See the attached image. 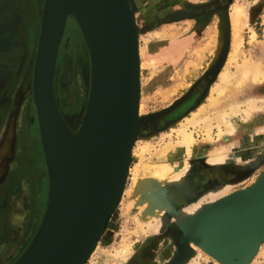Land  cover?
Returning <instances> with one entry per match:
<instances>
[{
    "label": "water",
    "instance_id": "95a60500",
    "mask_svg": "<svg viewBox=\"0 0 264 264\" xmlns=\"http://www.w3.org/2000/svg\"><path fill=\"white\" fill-rule=\"evenodd\" d=\"M133 17L131 0H43L32 100L47 173V195L33 236L11 264H84L89 257L86 252L102 235L119 202L118 192H122L136 138L132 26L137 28ZM68 19L76 22L90 55L87 97L76 131L64 119L54 90L58 47ZM223 56L207 73L211 75L208 84L216 77ZM184 99L176 100L174 107ZM172 108L143 118L161 116ZM261 190L264 181L209 207L228 205L237 198L255 199ZM196 230L194 226V239L220 258L242 255L246 259L258 238L264 237L262 229L250 244L235 252L229 249L230 241L205 240Z\"/></svg>",
    "mask_w": 264,
    "mask_h": 264
},
{
    "label": "bare ground",
    "instance_id": "6f19581e",
    "mask_svg": "<svg viewBox=\"0 0 264 264\" xmlns=\"http://www.w3.org/2000/svg\"><path fill=\"white\" fill-rule=\"evenodd\" d=\"M163 1L165 2L159 5L160 7H158V14L156 13V15L160 17L163 16L161 18H163L165 21L173 22L181 16H185L189 12H194V8H188L185 6V4L182 6L181 4H179L180 1L178 2V0ZM261 1L263 0H248V3L245 5L243 0H234L232 3L216 9L217 20L215 21L213 28L210 29V32L208 34V39L210 41L204 42V46L206 48L211 47L213 45L214 39H216L215 37L217 36L219 40H217L218 47L221 46V38L225 37L226 35V22H229V20L232 19L236 23H242L246 26L248 25V29L250 30L249 41H253L255 39L256 33L251 27H249V22L254 15V13L252 12V8H255L256 5L261 3ZM8 4L10 5V9H13V7L16 5V3L13 1H8ZM155 8L157 9V7ZM147 9L151 10V7ZM210 15L212 14L207 13L201 15V17L199 16L200 18L198 17V23L203 20L206 21L207 19H209ZM133 19L135 20L134 24L136 25L137 20L135 14ZM133 26L132 34L134 39L133 47L135 54V95L133 115H135L136 118L134 130V135L136 136V138L133 143H135L138 135H141L140 133L142 130V124L144 122V118L141 117L142 103L139 95L141 88L142 76L140 75V73L142 72V66L148 67L151 75H154V73H158L159 71H161L159 69L163 66V63H169L170 67L167 68L165 66L166 68L163 69L162 78H166L168 74L170 75V73L172 72L171 70L181 60V58H184L187 53L188 57L190 55L192 56V38L194 37H191V39L189 38V36L175 38L177 36H174L173 34L171 38L175 39H164L162 43L156 47V50H152V53H148L151 52L147 49L151 45L150 41L145 40V43L141 45V36L139 35L138 30L136 31ZM15 29V33L21 34L20 29ZM10 33H8L6 36H1L0 34V40H6L5 42L7 43L14 40V38H16V35H11ZM34 43V53L32 55L30 64L28 68L23 72V76L20 81H18L17 87L15 88V93L13 94V100L17 99L18 102L20 101V94H22V92L26 88L28 91L30 85L32 87V73L36 56V48L38 47L37 40ZM242 46L243 38L241 36V33L238 32L236 35V40L231 43V50H229L227 53V58L224 60V66L216 74V81L208 87L197 105L192 110H190L187 115H184V109L187 107L190 101L192 103V100H194V93H191L192 86L188 88L191 89L189 91L184 89L182 90V92H185L186 94L182 93L181 97L186 98L187 94L189 95V97L183 100L180 105L174 107L173 104L176 100L173 101L172 105L170 103V108H173L170 109V114L164 113L162 115L163 119H171L178 115L183 116L182 119L177 120V127L171 126L172 124L169 127L171 128L170 130L174 133V138H171V134L167 133L168 139H165L162 135V142L158 147H154L146 141L139 146L136 145L137 147L132 146L130 159L132 160V158H137L139 159L141 164L134 170L130 171V183H128L129 185H127V188H129L126 189L128 190L127 192H129V194L131 193L133 196L130 200V203H127L128 206L124 208L129 210L131 209V207H134L137 210L138 213L133 214L132 216L135 225L132 230H129L126 226L127 222H125L121 232H128V234L125 233V235L123 233L124 235L123 237H121L119 243H115L116 245L112 244L111 248L106 252L105 259L97 264H127L129 256H131V247L135 243L137 244L140 236L145 235L146 232L150 230L158 231L162 224L163 216L168 210L169 204L180 206L182 214L191 215L194 213V210L198 206H200L201 203H203L202 200L209 198L208 200H206V202L209 201V203H214L218 199L223 200L224 196L226 197L227 194H230L227 192V190H230L233 183H226L225 185H222L217 189H209L205 191V193H203V195L200 196L196 202L192 200L187 204L186 202L181 203L183 202L182 199L185 198L187 191H193L192 194L194 193V180L196 178V172L199 171L198 167L202 168L203 165L219 167L220 164L225 160L228 153L230 154V156L234 157L237 160L244 157L243 151H241L240 153L236 150L234 151V146L232 144L225 145L217 143L222 139L224 140L229 134L232 135L238 131L241 134H246V132L249 131L248 129L251 125L256 123L259 124L264 120L263 116L260 117L255 115V112L264 109V97L257 96L256 94L254 95L255 86H257L264 80V45L260 48L261 51L257 52V54L249 53L248 55L246 54L244 56L241 52ZM85 47L88 53L89 63L90 55L86 43ZM218 47H216L215 50V54L217 55H214L215 57L212 58L209 68L212 67L213 62L216 60L217 56L221 55V51H218ZM240 52L242 56L240 55ZM198 54V52H195V55ZM231 60L233 62L235 61L233 63L234 67L232 69L230 67H226L227 61L229 62ZM194 64V58L185 61V67L183 66L184 68L182 70L183 76L185 75V77H192L194 75ZM3 65L5 66V64ZM3 65H1V67ZM1 67L0 79L5 74L7 76L11 74L9 70H2ZM2 85L3 81L2 83L0 82V87H2ZM180 85L181 84H179L178 86ZM178 86L173 85L171 89H177ZM244 90L245 96L244 98H241L240 92ZM9 93L10 89L7 92V97ZM21 97L20 99L23 100V97ZM17 101L15 102L16 105ZM10 110L11 113L9 114L10 116L6 121L4 129L6 136H4L5 138L0 142V168L6 162L2 161V159L4 158V156H8L7 154L11 152L12 148L16 116L15 112L18 109L16 110V107L14 106V108H11ZM236 119L238 121H241L240 124H237L235 122ZM77 128L78 125L74 129V131H76ZM253 135L255 139L256 133H254ZM237 144H240V142H237ZM133 165H135V163ZM207 175L208 177H213L210 171ZM186 184L191 187H188ZM184 185H186L188 189L184 188ZM126 189L123 188L122 192H118L119 201L121 200ZM259 193L260 194L258 195L260 196L257 198V200L250 204L248 202L253 200L251 198L247 197V199L242 200L237 198L231 201L230 204L224 205V207L222 208H220V206L214 207L212 209H210V207L206 208V213H203L201 216L197 217L195 221L194 217H192V221L188 226V230L190 228L188 241L189 246L195 249L197 254L194 256L193 253L181 264H196L198 257L202 255H204L207 261V259L210 260L209 255H212L214 253L205 245L196 241V238L194 239V225L195 227H197L196 231L199 230L203 234V238L205 240H213L218 242L220 241L218 240V237L223 234L225 239L221 242L222 244H226L230 240V238H232L233 244L231 246L229 245V249L232 251L240 252L248 244H250L256 234L260 233L262 229H264V191L261 190ZM176 202H180V204H175ZM247 203L248 205L246 206ZM245 207L247 214H243L241 216L240 210H244ZM209 212L210 215L207 218ZM203 225L205 227H203ZM205 230H207V233L205 232ZM130 232H132V234H130ZM99 240L100 238H97V240L94 239L91 247L88 249L86 254L89 253V256L97 254H95V251L97 249V246L99 245ZM214 262L217 263L219 261ZM164 263L165 261L163 260V264ZM80 264H82V261Z\"/></svg>",
    "mask_w": 264,
    "mask_h": 264
},
{
    "label": "rangeland",
    "instance_id": "374dc122",
    "mask_svg": "<svg viewBox=\"0 0 264 264\" xmlns=\"http://www.w3.org/2000/svg\"><path fill=\"white\" fill-rule=\"evenodd\" d=\"M0 1H3L0 2V34L1 36L3 35L6 36L8 33L11 32L10 33L11 35L14 34L16 35L15 39L19 43L20 39L17 38L20 37L21 34L15 33L16 32L15 28L18 27V23L21 26V28L23 27L22 14L24 9L22 8V0H0ZM8 1L9 2L13 1L16 3L13 9H10V5L8 4ZM233 1L234 0H194V1L178 0L179 4H181L182 6L185 4V6L188 8L189 7L194 8V12H189L185 16H181L180 18L172 22V21H165L163 18H161L163 16L160 17L156 15V13L158 12V7H160L159 5L161 3H164L165 1L131 0L132 9L134 11L137 20L136 28L139 32V35L141 36L140 44L141 45L144 44L145 40L150 41V44L152 46L150 45L147 49L151 51L148 53H152V50L153 51L156 50V47L159 44H161L164 39L170 40L179 37L181 38L184 36H189V38L191 39V37H194L193 35L194 31L203 26L204 27L208 26L207 32L209 34L210 29L213 28L214 23L217 20L216 9L228 5ZM243 1L245 5L248 3V0H243ZM42 3L43 0H38V10H37L38 25L36 27L37 29L34 34V42H36L39 32ZM149 7H151V10L147 9ZM155 7H157V9ZM252 12L254 13V15L249 22V27H251L255 31L256 33L255 39L251 42L249 41L250 30L248 29V25L246 26L242 23H236L233 19L229 20V22H226L225 25L226 35L225 37L221 38V46L218 47V43H217L219 41L218 36L215 37L216 39H214L212 45L213 48L209 49L210 54L209 55L206 54L208 56L205 59H207L208 62L206 64L201 63L197 65H195L196 64L195 63L194 66H196L197 69L196 71H194V75L192 77L190 76L185 77V75L183 76L182 70L185 67V61L193 59L195 52H197L196 50H194V38H192L193 40L192 41L193 46L191 52L192 56L190 55L188 57L187 56L188 53H187L184 56V58H181V60L171 70L172 72L170 73V75L168 74L166 78L164 79L162 78L163 69L166 67L167 68L170 67L169 63L166 62L163 63L162 64L163 66L159 69L161 71H159L158 73H154V75H151L148 67L142 66V72L140 73V75L142 76L141 88L139 94L142 103L141 117H144L145 115L148 116L151 114H155L157 112H160L164 108H168L170 106V103L172 105L173 101L180 99L182 93L186 94L185 92H182L183 89L189 91L190 89L188 88L192 86L191 93L192 92L194 93V100H192V103L190 101L187 107L184 109V115H187L189 111L192 110L197 105L205 89H207L210 85H212L217 79V77H215L208 84L209 78L211 79V75L207 73L209 72V70L214 68V65L221 58V55L217 56L216 60L213 62L212 65L213 68L212 67H210L211 69L209 68L212 58L215 57L214 55H217L215 54L216 47L219 48L218 51L219 52L221 51V54L222 53L224 54L223 62H220L217 65L219 68L215 66L216 68H218L219 71L224 66L225 63L224 60L227 58V53L229 50H231V43H233L236 40V35L238 32L241 33V36L243 38V46L241 48L242 50L241 52L243 53V56L246 54L248 55L249 53L257 54V52L261 51L260 48L264 45V0L261 1V3H259L258 5H256L255 8H252ZM207 13L212 14L210 15L209 19H207L206 21L203 20L198 23V17L199 16L201 17V15ZM207 32H205V34ZM173 34L174 36L177 37L171 38ZM21 37L23 39L24 37L23 32ZM206 37L207 38L205 41L206 42L210 41L208 39V35ZM5 51H8L6 50V47L0 50V53ZM241 52L240 55L242 56ZM30 61L31 59H29V63L25 67L24 71L28 68ZM234 62L232 60L229 62L227 61L226 67H230L232 69L234 67L233 64ZM3 64H5V66ZM3 64L1 69L2 70L7 69L12 73L11 69L13 67V62L3 63ZM88 65H89L88 53L85 47V42L83 41L82 38L81 31L79 30L77 24L73 19H68L65 25V29L60 45L58 47L55 75H54V90H55V95L59 109L64 119L66 120L67 124L73 130L77 127L78 122L84 110V105L88 91V73H89ZM5 78H6V74L5 77L4 76L1 77L0 82L2 83L3 81L4 83ZM16 84H18L17 81L13 84V89H15ZM179 84L181 85L178 86ZM173 85L178 86L177 89L176 88L171 89ZM258 85L255 86L254 95L256 94L257 96L264 97V80ZM11 86L12 83H10V85L7 88L9 89V87ZM244 93L245 90L240 92L241 98L242 97L244 98L245 96ZM31 94L32 91L30 89L29 96ZM13 96L14 95L12 94V97ZM12 97L10 96V101L6 100V102L10 103L11 101H13V103H15V100L13 99L11 100ZM187 97H189L188 94L186 98ZM0 101L1 102L4 101L3 97H0ZM170 111L171 110H169L165 114H170ZM255 115L260 117L263 116L264 118V109L258 110L257 112H255ZM161 116L152 117L150 119H144V122L142 124V130L140 133L141 135H138L136 142L133 143V146L136 145L139 146L146 141L150 145L154 147H158L159 144L162 142V135L165 139H168L167 133H170L171 138H174V133L170 130L171 128L169 127L171 124H172L171 126L177 127L178 126L177 120L182 119L183 116L178 115L171 119H163V116L162 118ZM16 118L17 116H15L14 133H13V135L15 136L14 139L15 149L17 146V141H20L21 143L27 144L26 150L30 152L28 154H31L33 149L32 146L30 145L32 138L29 137V128H28L29 125L27 122L26 124L22 122L20 124H17ZM235 122L237 124H240L241 121H238L236 119ZM263 127H264V120L259 124L256 123L251 125L248 129L249 131L246 132V134L245 133L241 134L238 131L232 135L229 134L224 140L223 139L220 140V142H218L217 144L219 143L225 145L232 144L234 146L233 150L234 151L236 150L239 153L243 151L244 157L242 159L237 160L234 157L230 156V154L228 153L226 155L225 160L220 164L219 167H212L206 165L208 167L207 168L205 165H203V167L201 168L197 166L199 168V171L196 172L197 174L194 180V193L192 194L193 191L191 192L187 191V194L185 195V198L182 199L183 202L181 203L186 202L187 204L192 200L196 202L198 198L202 196L203 193H205V191L209 189H217L220 186L225 185L226 183H231V184L233 183L230 190H227V192L230 194L229 195L227 194L226 197H229L230 195L232 196L236 193H244L255 187L260 182L264 181V128ZM34 130L36 131L35 137H39L36 123L34 126ZM254 133H256L255 139L253 137ZM237 142L238 143L240 142V144H237ZM36 143H37L36 154L39 153V156L43 157L41 144L39 143L38 140ZM20 148H21L20 149L21 152L23 146ZM134 163L135 165H133ZM39 164L43 168L44 166L43 160L41 161L39 160ZM140 164L141 162L137 158H132V160H130L128 166V173L123 186L124 189H126L127 185H129L128 183H130L129 180L130 171L134 170ZM205 170H207L208 172L210 171L213 177L212 178L208 177L207 175L208 172ZM45 175H46V179L45 177L43 178L44 194L46 193L45 191L47 188L46 168H45ZM186 185L188 186V184ZM186 185H184L183 187L187 189L188 187H191V186L187 187ZM127 189L124 191L125 193L123 194L121 200L118 202L113 213L109 216L106 222L105 229L102 235L100 236V240L98 242L99 245L97 246V249L95 251V254L96 253L97 254L93 256L90 255L86 259L85 264H97L105 259L106 252L111 248V245L115 243L117 244V242L119 243L121 237H123L125 233L128 234V232H121L125 222H127L126 226L128 227L129 230L133 229L135 223L133 221L132 216L133 214H136L138 212L134 207H131V209L129 210L125 209L130 203V200L132 199L133 196L131 193L129 194V192H127L128 191ZM259 196L260 195H258L255 199L249 201L248 203L250 204L252 202H255ZM226 197L224 196V198ZM208 199L209 198L202 200L203 203L204 201L205 203L204 204L201 203L200 206H198L194 210V213L191 215L182 214L180 206L169 204L168 210L165 212L163 216L162 224L159 228L160 230L159 229L158 231L150 230L146 232L145 235L140 236L137 244L135 243L131 247V252H130L131 256H129L127 264H163V260L165 261L164 264H181L186 258L191 256L193 253L195 256L197 254L196 250L191 248V246H189L188 239L190 235V228L188 230V226L192 221V217H194L195 219L196 216H198V214L203 209L212 206V204L220 201L218 199L214 203L212 202L209 203V201L206 202V200ZM248 203L246 204V206L248 205ZM175 204H180V202H176ZM219 206L220 208L224 207V205L223 206L218 205L215 207H219ZM243 214H247L246 207L244 208V210L242 211L240 210V215L242 216ZM209 215L210 212L208 213L207 218L209 217ZM40 218L41 215L39 217L37 224L31 230V234H32L31 237L33 236L39 224ZM203 227L205 226L203 225ZM205 232L207 233V230H205ZM130 234H132V232H130ZM224 239L225 238L223 234L218 237V240H220V242L223 241ZM229 241L231 246L233 244V239L230 238ZM27 243L23 244V246L18 250V254L15 256V258H13V260L10 263H12L19 256V254L25 248ZM213 255L215 256V258ZM209 256H210V260L207 259V261L204 255L199 256L196 264H217V263L218 264H264V238L263 240L261 238H258L256 242V246L250 250V253L248 255L247 254L245 255L246 259H243L242 255L232 256V257L223 256L224 258L223 257L220 258L215 253H213L212 255ZM214 261H219V262L216 263Z\"/></svg>",
    "mask_w": 264,
    "mask_h": 264
},
{
    "label": "crops",
    "instance_id": "0c3cea01",
    "mask_svg": "<svg viewBox=\"0 0 264 264\" xmlns=\"http://www.w3.org/2000/svg\"><path fill=\"white\" fill-rule=\"evenodd\" d=\"M207 31H208V26L200 27L194 31V50H196L199 53V55L194 54V63H196L195 65L201 64V63L206 64L208 61L205 58L210 54L209 49L213 48V46L209 48H206L204 46L205 45L204 42H206L205 40L207 38L206 36L208 35ZM205 32L207 33L205 34ZM205 51H208V52H205ZM196 69L197 68L195 66L194 70L196 71ZM30 87L31 85L29 86V88ZM9 89H11V87H9ZM9 89L7 88L5 91V94L3 95V98H4L3 100L5 101L6 100L10 101V93L8 94V97L6 96ZM30 89L32 90V87ZM26 95H27V88L22 92V94H20L19 100L21 101L20 99L21 96L23 97V99L27 98ZM28 101L29 102L26 104V106L22 110V113L20 114H21L22 123H26V121L30 119L28 123L29 125L28 128H29V137L32 138L30 145L32 146L33 151L31 152V154H28L30 152L26 150L27 144L21 143L20 141H17V146L15 149V146H14L15 136L13 135L11 152L7 154L8 156H4L2 161L4 162L6 161V162L0 168V186H2L3 184H6L8 179H10L11 171L13 169L12 163L14 162V158L17 157L18 164H17V167H15L14 169L18 170L17 173L21 177L20 184L18 187V190L20 193L18 194V196H13L12 201H10V203H12V206L11 208H9V210H7L8 215L4 219L5 221L4 226H5L6 231H5V234L0 235V249H1L0 250V260L2 257H4V259L9 260L8 261L9 264H11L10 262L13 260V258H15L18 252H16V254H13L11 251L9 253L6 249L5 251H2V247L7 246L8 248L9 247L8 245L12 247L14 242H16L17 240L18 234L20 236L22 235L21 231L24 229L25 223L29 221V219L32 222V219H31L32 217H34V224L35 225L37 224L40 215H42L43 213L45 199H46L45 195H47V188H46L45 194H44V188H43V178L45 177L46 179L45 163H44L43 168L39 164V160L40 161L43 160L44 162V159L42 156L41 157L39 156V153L36 154V151H37L36 142L37 140L39 141L38 139L39 137H35L36 131L34 130V126H35V123L37 125V122H36V117H35L36 113H35V108L33 105L32 94L30 95V99ZM0 103L2 102L0 101ZM22 103L23 102H21L20 104ZM3 110L4 109L0 108V115L2 116L3 114L4 117H6L7 113H4ZM18 110L16 113L17 114L16 120L18 119ZM25 116L27 117L26 118L27 120L24 118ZM4 136H6V133L3 129L1 136H0V142L5 138ZM22 146L23 148L20 152V149H21L20 147ZM18 202H20V204H17Z\"/></svg>",
    "mask_w": 264,
    "mask_h": 264
},
{
    "label": "flooded vegetation",
    "instance_id": "af4514ba",
    "mask_svg": "<svg viewBox=\"0 0 264 264\" xmlns=\"http://www.w3.org/2000/svg\"><path fill=\"white\" fill-rule=\"evenodd\" d=\"M22 8L24 9L23 14H22L23 27L21 28V26L18 23L17 29L21 30V36L23 32L24 41L21 36L17 38V39H20L19 43L16 41L15 38L14 40L8 43L5 42L6 40H0V50H2L5 47H6V50H8V51L0 53V67L3 63L13 62V67L11 69L12 73L9 76L6 75L3 85L2 87H0V97H3L10 83H12L10 96L14 94L15 90L13 89V84L16 81H20V79L23 76V71L25 67L28 65L29 59L32 58V55L34 53V34L37 29L36 27L38 25V16H37L38 0H22ZM29 89L26 95L27 98H24L23 100L19 101L20 103L23 102L22 104H20L17 101V99L15 100V102L17 101V105L13 103V101L9 103V102H6L5 100L4 102L0 103V108L4 109L3 110L4 113H7L6 117H4L3 114H2L3 117L0 115V136H1L3 129H5L6 120L10 116L9 115L11 113L10 109L14 108L13 106L16 107V110L19 109L17 124H20L22 122L20 113H22V110L24 109L26 104L29 102L28 101L30 99ZM12 99L13 97L11 98V100ZM15 113H17V111ZM24 118L26 119L27 117L25 116ZM29 121L30 119H28V121L26 122L29 123ZM17 164H18L17 157H15L14 162L12 163L13 169L11 171L10 179H8L6 184H3L2 186H0V235L5 234V231H6L5 226H4L5 225L4 219L8 215L7 210H9V208H11L12 206V203H10V201H12L13 196H18V194L20 193L18 190V187L20 184L21 177L17 173L18 170L14 169L15 167H17ZM17 204H20V202H18ZM31 219H32V222L29 219V221L25 223L24 229L21 231V233L23 234L21 236L18 234L17 240L16 242H14L13 246L10 247V245H8L9 246L8 248L7 246H4L2 247V251H5L6 249L9 253L11 251L13 254H16V252H18V250L23 246V244L27 243L30 240V237L32 235L31 230L33 229V227H35L34 217H32ZM8 261L9 260H6L4 259V257H2L0 260V264H7Z\"/></svg>",
    "mask_w": 264,
    "mask_h": 264
}]
</instances>
